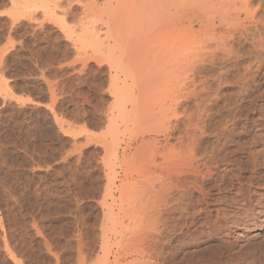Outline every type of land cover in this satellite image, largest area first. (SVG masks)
<instances>
[{
    "label": "rangeland",
    "instance_id": "1",
    "mask_svg": "<svg viewBox=\"0 0 264 264\" xmlns=\"http://www.w3.org/2000/svg\"><path fill=\"white\" fill-rule=\"evenodd\" d=\"M0 10V264H264V0H0ZM230 29L226 50L215 39ZM230 126L239 131L218 154ZM185 147L205 172L209 220L227 216L219 228L204 205L195 224L181 214L172 168Z\"/></svg>",
    "mask_w": 264,
    "mask_h": 264
},
{
    "label": "bare ground",
    "instance_id": "2",
    "mask_svg": "<svg viewBox=\"0 0 264 264\" xmlns=\"http://www.w3.org/2000/svg\"><path fill=\"white\" fill-rule=\"evenodd\" d=\"M244 1H248V0H244ZM242 4H243V3H242ZM246 4H247V3H244L243 5H241L242 9L245 8V9H243V10H246V8H248L249 5H246ZM226 8H228V7H225L224 9H222L223 12H221V13H225V14H222L223 17H221V18H225L224 16H225V15H228V12H227V11H226V12L224 11V10H226ZM231 8H232V7H231ZM236 8H237V6H236ZM237 9H238V8H237ZM250 9H251V8H250ZM228 10H229V9H228ZM238 10H239V9H238ZM2 11H3V10H0V12H2ZM235 11H236V10H235ZM249 11H250V10H249ZM229 12H230V11H229ZM247 12H248V11H247ZM247 12H245V13H247ZM251 13H252V12H251ZM229 15H231V14H229ZM246 16H247V15H246ZM248 16H249V15H248ZM250 16H251V14H250ZM229 17H230V16H229ZM236 17H237V16H236ZM231 18H232V17H231ZM238 18H239V17H238ZM244 18H245V15H244ZM244 18H243V19H244ZM248 18H249V17H248ZM248 18H247V19H248ZM252 18H253V17H252ZM258 18H259V17H258ZM232 19H233V18H232ZM247 19H246V20H247ZM250 19H251V18H250ZM256 19H257V18H256ZM225 20H226V18H225ZM225 20L222 19V22H224ZM253 20H254V19H253ZM227 21L229 22V20H227ZM231 21H232V20H231ZM250 21H251V20H250ZM250 21H249V22H250ZM258 21H260V19H259ZM258 21L256 20V22H258ZM233 22H234V20H233ZM256 22H255V23H256ZM263 22H264V21H263ZM231 23H232V22H231ZM239 23H240V22H239ZM241 23H243V22L241 21ZM246 23H247V22H246ZM250 23H251V22H250ZM250 23H249V24H250ZM255 23H254V24H255ZM229 24H230V23H229ZM229 24H228L227 22H225V27H226V25H229ZM234 24H236V23H234ZM234 24H233V25H234ZM237 24H238V23H237ZM247 24H248V23H247ZM247 24H246V25H247ZM249 24H248V25H249ZM251 24H252V23H251ZM260 24H262V25L264 26V24H263L261 21H260ZM260 24H259V25H260ZM223 25H224V24H223ZM233 25H232V27H233ZM243 25H245V24H243ZM243 25H242L241 27H242V28L244 27V29H246L247 27H245V26H243ZM259 25H258V26H259ZM229 26H230V25H229ZM249 26H250V25H249ZM253 26H254V25H253ZM260 26H261V25H260ZM260 26H259V27H260ZM223 27H224V26H223ZM230 27H231V26H230ZM241 27H240V28H241ZM255 27L258 28L257 25L254 26L253 28H255ZM248 28H252V27H248ZM217 29H218V28H217ZM258 29H259V28H258ZM258 29H257V30H258ZM261 29H262V28H260V30H261ZM222 30H223V29H222ZM226 30H227V29H226ZM238 30H239V29H238ZM260 30H259V31H260ZM262 30H264V28H263ZM231 31H232V29H230V31H225V32L223 31V33L221 32L222 35L220 34V36L216 37L217 39H215L214 36H213L212 38H214V39L217 41L218 44H219V43L222 44L223 46H221V47H223V48L225 47L226 50H227V47H226V45L228 44L227 40H231V41H232L231 38L233 37ZM246 31H248V30H246ZM213 32H215V31H213ZM216 32H217V31H216ZM232 32H233V31H232ZM210 33H211V31H210ZM239 33H240V31H239ZM247 33H248V32H247ZM247 33H246V34H247ZM215 34H216V33H215ZM236 34H237V33H236ZM241 34H242V33H241ZM206 35H207V34H206ZM217 35H218V34H217ZM230 36H231V38H230ZM251 36H252V35H251ZM256 36H257V34H256ZM209 37H211V36H209ZM259 37H260V38H259ZM227 38H230V39H227ZM254 38H255V37H254ZM262 38H263V37H262ZM262 38H261V36H258V38H255V39H257V40H256V44H257V46H259L258 48H259L260 50H264V41H263L264 39L262 40ZM205 39H206V38H205ZM210 39H211V38H210ZM214 39H213V40H214ZM251 39H252V38H251ZM258 39H259V40H258ZM202 40H204V38H202ZM207 40H208V39H207ZM207 40H204V41H207ZM260 40H262L263 42H262V41L260 42ZM208 41H209V40H208ZM216 41H215V42H216ZM201 43H203V41H202ZM256 44H255V45H256ZM201 45H202V44H201ZM201 45H200V47H201ZM202 46H203V45H202ZM207 46H208V45H207ZM227 46H228V45H227ZM257 46H256V47H257ZM203 47H204V46H203ZM205 47H206V46H205ZM209 47H210V46H209ZM253 47H254V46H253ZM0 48H1V47H0ZM201 48H202V47H201ZM201 48H198V49H200L199 53L201 52ZM217 48H218V47H217ZM217 48H216V49H217ZM1 49H3V48H1ZM207 49H208V47H207ZM213 49H214V48H213ZM259 49H257V50H259ZM205 50H206V49H204V51H205ZM211 50H212V49H211ZM214 50H215V49H214ZM217 50H218V49H217ZM219 50H220V49H219ZM230 50H231V49H229V51H230ZM254 50H256V49L254 48ZM206 51H207V50H206ZM206 51H205V52H206ZM208 51H209V50H208ZM205 52H204V54L207 53V52H206V53H205ZM225 52H226V51H225ZM201 53H202V52H201ZM209 53H210V52H209ZM212 53H213V52H212ZM262 53H263V52H262ZM207 54H208V53H207ZM210 54H211V53H210ZM253 54H254V53H253ZM256 54H257V53H256ZM200 55H202V58H203V53L200 54ZM262 55H263V54H262ZM209 56H210V55H209ZM212 56H213V55H212ZM200 57H201V56H200ZM254 58H255V57H254ZM257 58H258V57H257ZM262 59H263V58H262ZM254 60H255V59H254ZM257 61H258V60H257ZM185 62H186V61H184V63H185ZM187 62H188V61H187ZM258 62H259V61H258ZM262 62H263V61H262ZM193 63H194V62H193ZM195 64H196V63H195ZM253 64H254V63H253ZM183 65H184V64H183ZM256 65H257V64H256ZM189 66H190V65H189ZM191 66H192V65H191ZM259 66H260V65H259ZM259 66H258V67H259ZM181 67H183V66L181 65ZM181 67H180V68H181ZM184 67H185V66H184ZM259 68H260V67H259ZM182 69H183V68H182ZM184 69H185V68H184ZM188 69H190V67H189ZM186 70H187V69H186ZM256 71H257V70H256ZM262 71H263V70H262ZM186 72H187V71H186ZM189 72H190V70H189ZM196 72H198V71H196ZM179 73H181V71H180ZM193 73H194V72H193ZM181 74H183V70H182V73H181ZM186 74H187V73H186ZM186 74H185V75H186ZM255 74H257V73H255ZM185 75H184V76H185ZM189 75H191V74H189ZM253 76H255V75H253ZM261 76H262V74L260 75V77H261ZM260 77H258V78H260ZM180 78H182V77H180ZM187 78H190V77H187ZM187 78H186V79H187ZM191 78H193V77H191ZM263 78H264V77H263ZM191 80H192V79H191ZM212 80H213V79H212ZM261 80H263V79H261ZM261 80H260V81H261ZM188 81H189V80H188ZM200 81H201V80H200ZM205 81H206V79H205ZM179 82H180V81H179ZM191 82H192V81H191ZM191 82H190V83H191ZM251 82H252V81H251ZM190 83H189V84H190ZM194 83H196V82L194 81ZM201 83H202V82H201ZM204 83H205V82H204ZM207 83H210V82H207ZM180 84H181V83H180ZM180 84H179V85H180ZM184 84H185V87H187V86H186V81H185ZM192 84H193V83H192ZM196 84H197V83H196ZM199 84H200V83H199ZM205 84H206V83H205ZM205 84H204V85H205ZM179 85H178V86H179ZM201 85H202V84H201ZM208 86H209V85H208ZM210 86H211V85H210ZM246 86H248V85H246ZM180 87H181V86H180ZM195 87H196V86H195ZM200 87H201V86H200ZM200 87H198V89H199ZM203 87H204V86H203ZM244 87H245V86H244ZM0 88H3V83L0 84ZM193 88H194V85H193ZM175 89H176V87H175ZM189 89H190V88H188L187 90H189ZM200 89H201V88H200ZM205 89H206V88H205ZM207 89H208V87H207ZM207 89H206V90H207ZM212 89H213V87H212ZM212 89H211V90H212ZM247 89H249V88L247 87ZM178 90H179V89H178ZM194 90H196V89H191V90H189V91L192 93V92H194ZM201 90H202V89H201ZM216 90H217V89H216ZM216 90H215V91H216ZM189 91H188V92H189ZM198 91H199V90H198ZM198 91H197V92H198ZM204 91H205V90H204ZM209 91H210V90H209ZM209 91H208V92H209ZM247 91H248V90H247ZM171 92H172V91H171ZM185 92H186V90H185ZM190 92H189V94H190ZM197 92H196V94H198L200 91H199L198 93H197ZM211 92H214V90L211 91ZM183 93H184V92H183ZM248 93H249V92H248ZM192 94H193V93H192ZM196 94H195V92H194V95H196ZM214 94H216V93H214ZM244 94H245V93H244ZM181 95H182V94H181ZM181 95H180V96H181ZM185 95L187 96V94H185ZM185 95H184V96H185ZM194 95H193V96H194ZM199 95H200V94H199ZM205 95H206V94H205ZM212 95H213V93H212ZM247 95H248V94H247ZM247 95H246V96H247ZM178 96H179V95H178ZM178 96H177V97H178ZM184 96H183V97H184ZM207 96H208V95H207ZM207 96H206V97H207ZM173 97H174V96H173ZM173 97H172V98H173ZM177 97H176V95H175L174 98L176 99ZM183 97H182V99H183ZM191 97H192V95H191ZM197 97H198V95H197ZM202 97H204V96H202ZM247 97H248V96H247ZM184 98H185V97H184ZM188 98H189V97H188ZM192 98H193V97H192ZM215 98H216V96H215ZM178 99H179V98H178ZM180 99H181V98H180ZM194 99H195V98H194ZM203 99H204V98H203ZM203 99H202V100H203ZM208 99H209V98H208ZM213 99H214V98H213ZM251 99H252V98H251ZM172 100H173V99H172ZM195 100H196V99H195ZM199 100H200V98H199ZM210 100H211V99H210ZM245 100H246V98H245ZM183 101H184V100H183ZM214 101H215V100H214ZM236 101H237V100H236ZM195 102H196L195 105H197L198 101H195ZM212 102H213V101H212ZM248 102H251V101H248ZM183 103H184V102H183ZM235 103H236V102H235ZM245 103H246V102H245ZM171 104H172V102H171ZM173 104H174V103H173ZM175 104H177V103H175ZM202 104H203V102H202ZM213 104H214V102H213ZM236 104H237V103H236ZM250 104H252V103H250ZM250 104H249V105H250ZM46 105H47V104H46ZM198 105H199V104H198ZM179 106H180V105H179ZM200 106H201V104H200ZM200 106H199V107H200ZM234 106H235V104H234ZM246 106L248 107V105H246ZM235 107H236V106H235ZM247 107H246V108H247ZM182 108H183V107H182ZM184 108H185V107H184ZM241 108H242V107H241ZM201 109H202L201 107H200V109L198 108V110H201ZM228 109H229V108H228ZM231 109H232V108H231ZM237 109H238V108H237ZM247 109H248V111H249V108H247ZM251 109H252V108H250V110H251ZM203 110H205V108H204ZM238 110H239V109H238ZM240 110H241V109H240ZM244 110H246V109H244ZM229 111H230V110H229ZM182 112H183V110H182ZM184 112H185V111H184ZM195 112H197V110H196ZM198 112H199V111H198ZM241 112H242V111H241ZM227 113H228V112H227ZM234 113H235V112H234ZM249 113H250V112H249ZM185 114H186V113H185ZM190 114H191V113H190ZM193 114H194V112H193ZM195 114H196V113H195ZM230 114H232V113H230ZM230 114H229V115H230ZM245 114H246V111H245ZM247 114H248V113H247ZM180 115H181V114H180ZM183 115H184V113L182 114V116H183ZM188 115H189V114H188ZM188 115H187V116H188ZM191 115H192V114H191ZM194 116H195V118H196V115H194ZM227 116H228V115H227ZM244 116H245V115H244ZM177 117H178V116H177ZM179 117H180V116H179ZM184 117H186V116H184ZM188 117H190V116H188ZM191 117H192V116H191ZM224 117H225V116H224ZM228 117H229V116H228ZM245 117H246V116H245ZM175 118H176V116H175ZM180 118H181V117H180ZM197 118H198V117H197ZM237 118H238V117H237ZM183 119H184V118H183ZM193 119H194V118H193ZM229 119H230V118H229ZM173 120H174V119H173ZM190 120H191V119H190ZM190 120H188V121H190ZM199 120H200V119H199ZM227 120H228V118H227ZM227 120L225 119V121H227ZM236 120H237V119H236ZM238 120H239V119H238ZM238 120H237V121H238ZM244 120H245V119H244ZM244 120H243V122H244ZM170 121H171V120H170ZM183 121L185 122L186 120H183ZM188 121H187V122H188ZM202 121H203V120H202ZM223 121H224V120H223ZM246 121H247V120H246ZM261 121H262V120H261ZM193 122H194V121H193ZM230 122H231V121H230ZM173 123H176V122H173ZM219 123H220V122H219ZM225 123H226V122H225ZM167 124H168V123H167ZM177 124H178V123H177ZM177 124H176V125H177ZM179 124H180V123H179ZM194 124H195V123H194ZM233 124H234V123H233ZM233 124H232V126H233ZM236 124H237V123H236ZM236 124H235V125H236ZM255 124H256V123H255ZM168 125H170V124H168ZM172 125H173V124H172ZM176 125H175V126H176ZM196 125H198V124H197V123H196L195 125L192 124L193 127L196 126ZM201 125H202V124H201ZM201 125H200V126H201ZM208 125H209V123H208ZM230 125H231V123H230ZM240 125H241V124H240ZM253 125H254V124H253ZM162 126H164V124H163ZM175 126H174V127H175ZM177 126H178V125H177ZM219 126H221V125H219ZM227 126H228V125H227ZM241 126H242V125H241ZM160 127H161V126H160ZM188 127H189V126H188ZM203 127H204V126H203ZM222 127H223V126H222ZM230 127H231V126H230ZM230 127H229V129L227 128V132L224 133L225 135L223 134L224 137H222V138L224 139V141H223V143L221 142L222 144L219 145V146L221 147L220 152L223 151L222 148H223L225 145H227V142H229V141L232 140L231 137L233 136V135H232V134H233V130H235V129H232V127H231V128H230ZM183 128H184V126H183ZM195 128H196V127H195ZM195 128H194V129H195ZM200 128L202 129V127H200ZM214 128H216V127H214ZM220 128H221V127H220ZM235 128H236V127H235ZM163 129H164V128H163ZM204 129H205V128H204ZM208 130H209V127H208ZM212 130H213V129H212ZM224 130H225V129H224ZM224 130H223V131H224ZM248 130H250V129H248ZM173 131H174V130H173ZM188 131H189V128H188ZM192 131H193V130H191V132H190V131H189V132L192 133ZM219 131H220V130H219ZM225 131H226V130H225ZM236 131H237V130H235V132H236ZM238 131H239V129H238ZM238 131H237V132H238ZM240 131H241V130H240ZM253 131H254V130H253ZM194 132L196 133V131H194ZM213 132H214V131H213ZM217 132H218V131H217ZM184 133H185V131H184ZM186 133H187V132H186ZM199 133H200V132H199ZM204 133H205V132H204ZM220 133H221V132H220ZM239 133H241V132H239ZM170 134H171V133H170ZM180 134H181V133H179V135H180ZM221 134H222V133H221ZM241 134H242V133H241ZM183 135H185V134H183ZM183 135H182V136H183ZM192 135H193V133H192ZM198 135H199V134H198ZM200 135H201V134H200ZM200 135H199V136H200ZM203 135H204V134H203ZM216 135H217V134H216ZM218 135H219V134H218ZM218 135H217V138H218ZM235 135H237V133H235ZM258 135H259V134H258ZM262 135H263V134H262ZM167 136H168V135H167ZM169 136H170V135H169ZM171 136H172V135H171ZM196 136H197V135H196ZM184 137H185V136H184ZM186 137H187V136H186ZM190 138L192 139V136H191ZM190 138H188V139H190ZM193 138H194V136H193ZM195 138H197V137H195ZM203 138H204V137H203ZM257 138H258V137H257ZM259 138H260V137H259ZM165 139H166V138H165ZM181 139H184V140H185V138H181ZM181 139H180V140H181ZM215 139H216V138H215ZM251 139H252V138H251ZM263 139H264V138H263ZM263 139H262V140H263ZM186 140H187V139H186ZM186 140L184 141L185 143H186ZM192 140H193V139H192ZM199 140H200V139H199ZM202 140H203V139H202ZM213 140H214V139H213ZM236 140H237V139H236ZM246 140H247V139H246ZM178 141H179V139H178ZM188 141H191V140H188ZM188 141H187V142H188ZM194 141H195V140H194ZM194 141H193V143H194ZM216 141H217V140H216ZM180 142H181V141H179L178 145L180 144ZM182 142H183V141H182ZM182 142H181V143H182ZM184 142H183V143H184ZM196 142H197V141H196ZM258 142H259V141H258ZM198 143H199V142H198ZM232 143H233V142H232ZM249 143H250V142H249ZM159 144H161V143H159ZM164 144H165V142H164ZM164 144H163V145H164ZM189 144H190V143H189ZM233 144H234V143H233ZM155 145H157V144H155ZM155 145H154V147H155ZM163 145H162V146H163ZM178 145H177V146H178ZM182 145L184 146V144H182ZM198 145H199V144H198ZM198 145H196V147H197ZM210 145H211V143H210ZM247 145H248V144H247ZM152 146H153V145H152ZM152 146L149 147L150 150H151V147H152ZM157 146H158V145H157ZM160 146H161V145H160ZM162 146H161V148H162ZM165 146H166V145H164V147H165ZM180 146H181V145H180ZM183 146H181V148H183ZM185 146H186V144H185ZM205 146H206V145H205ZM205 146H204V147H205ZM234 146H235V145H234ZM188 147H189V146H188ZM188 147H185V148L187 149ZM220 147H219V148H220ZM261 147H262V146H261ZM263 147H264V146H263ZM155 148H156V147H155ZM161 148H160V150H161ZM178 148H179V147H178ZM178 148H176V149H175V148H172V150H174V151L177 150V152H178ZM219 148H217V149H219ZM158 149H159V148H158ZM214 149H215V148H214ZM237 149H238V148H237ZM243 149H244V148H243ZM254 149H255V148H254ZM254 149H253V150H254ZM167 150H168V149H167ZM179 150H180V149H179ZM187 150H188V153L185 152L184 156H180V155H178V157H176V158L181 159V160L184 158V159H183V162H186V161H187L186 163H188V164H189L190 161L187 160V159L185 160V158H188V159H190V160L192 159V160H191L192 163L190 162L191 165L189 164V165H190V166H189V165H186V163H184V164L186 165V167H185V165H184V167H183V166L181 167V166L176 165V163L173 161V162H174L173 164H175V165H174V167L172 168V169H173V170H172V171H173L172 174L175 176V178L177 179V181L180 180V183H179V184H181V182H182L181 185L183 186L182 188H184V189H183V193H185V194H184V195H185V198H184L183 201H182V199L180 198L181 201H182V203H183V205L180 204V205H181L180 208H181V211H182L181 214H183L184 217H187V218L190 220V221L187 222L186 224L196 222V221H194V220H195L196 216L198 215V213H199V211H200L201 208L198 209L199 211H198V213H197V211L194 210V207H198V206H202V205H204V206H203V209H202V210H204V209H206V208L208 207V205H211V204H209L210 202L208 203V199H207L208 196H206V192L203 190L204 187H202V183L205 181V180H204L205 176L203 177L204 174H202V173L204 172V170L201 171L202 173L200 172V170L198 169V166H195V165L198 164V163H196L194 166H192V164H193V158H194V155H195V154H194L193 152H191V148H190V149H187ZM206 150H207V149H206ZM206 150H205V152L207 153L208 150H207V151H206ZM253 150H252V151H253ZM161 151H162V150H161ZM161 151H159V152H161ZM163 151L165 152L166 150H163ZM169 151H170V150H169ZM197 151H198V150H197ZM211 151H212V150H211ZM228 151H229V150H228ZM148 152H149V155H148L149 158H151V157H150V154L152 155V158H155V157H154V156H155V155H154V151H152L151 153H150V151H148ZM157 152H158V151H157ZM157 152H156V153H157ZM159 152H158V153H159ZM167 152H168V151H167ZM179 152H180V151H179ZM179 152H178V153H179ZM181 152H184V150H182ZM198 152H200V151H198ZM226 152H227V151H226ZM250 152H251V151H250ZM250 152H249V155H250ZM256 152H257V151H256ZM256 152H255V153H256ZM162 153H163V152H162ZM162 153H161V154H162ZM165 153H166V152H165ZM165 153H164V154H165ZM168 153H169V152H168ZM168 153H166L165 155H163V154H162V155H163V156H166V158H167V154H168ZM178 153H177V154H178ZM161 154H159V155H161ZM170 154H172V153H170ZM170 154H168V155H170ZM179 154H180V153H179ZM218 154H222V152H221V153H218ZM153 155H154V156H153ZM157 155H158V154H157ZM162 155H161V156H162ZM197 155H198V154H197ZM197 155H196V156H197ZM200 155H201V154H200ZM202 155H203V154H202ZM210 155H211V154H210ZM215 155H216V153H215ZM222 155H223V154H222ZM226 155H227V154H226ZM251 155H253V153H252ZM257 155H258V154H257ZM196 156H195V157H196ZM230 156H231V155H230ZM246 156H247V153H246ZM255 156H256V155H255ZM259 156H260V155H259ZM158 157H159V156H158ZM171 157H172V156H170V159H171ZM179 157H180V158H179ZM198 157H199V156H198ZM198 157H196V159H197ZM206 157H207V156H206ZM206 157H205V159H206ZM220 157H221V156H220ZM235 157H236V156H235ZM240 157H241V156H240ZM263 157H264V156H263ZM156 158H157V157H156ZM160 158H161V157H160ZM172 158H173V157H172ZM176 158L174 157L173 159H176ZM208 158H209V157H208ZM211 158H213V157H211ZM211 158H210V159H211ZM178 159H177L176 162H177V163L179 162V164H180L181 162L178 161ZM222 159H223V158H222ZM227 159H229V158H227ZM252 159H253V158H252ZM255 159H256V158H255ZM261 159H262V158H261ZM154 160H155V159H154ZM184 160H185V161H184ZM232 160H233V159H232ZM240 160H241V159H240ZM240 160H239V161H240ZM250 160H251V158H250ZM237 161H238V160H237ZM247 161H248V160H247ZM150 162H151V159H150ZM161 162H162V161H161ZM242 162H243V161H242ZM260 162H262V161H260ZM260 162H259V163H260ZM152 163H153V162H152ZM162 163H163V162H162ZM162 163H161V164H162ZM209 163H210V162H209ZM231 163H232V162H231ZM244 163H245V162H244ZM244 163H243V164H244ZM248 163H249V162H248ZM251 163H252V162H251ZM159 164H160V163H159ZM161 164H160V165H161ZM164 164H165V163H164ZM164 164H162V165H164ZM173 164H172V165H173ZM181 164H182V163H181ZM202 164H203V162H202ZM207 164H208V163H207ZM207 164H206V165H207ZM227 164H228V162H227ZM229 164H230V163H229ZM233 164H234V163H233ZM169 165H170V164H169ZM169 165H168V166H169ZM215 165H216V163H215ZM247 165H248V164H247ZM259 165H260V164H259ZM261 165H262V164H261ZM154 166H155V164H154ZM166 166H167V165H165V167H166ZM170 166H171V165H170ZM155 167H156V166H155ZM155 167H154V168H155ZM160 167H161V166H160ZM163 167H164V166H163ZM230 167H231V166H230ZM237 167H238V166H237ZM154 168H153V169H154ZM235 168H236V167H235ZM250 168H251V167H250ZM255 168H256V167H255ZM166 169H167V170H168V169H171V167H170V168L167 167ZM241 169H242V168H241ZM147 170H149V169H147ZM164 170H165V169H164ZM208 171H209V170H207V173H208ZM214 171H215V170H214ZM244 171H245V170H244ZM253 171H254V170H253ZM165 172H166V171H165ZM230 172H231V171H230ZM235 172H236V171H235ZM158 173H159V172H158ZM163 173H164V172H163ZM204 173H205V172H204ZM253 173H254V172H253ZM168 174L170 175L171 172L168 171ZM172 174H171V175H172ZM220 174H221V173H220ZM159 175H160V174H159ZM161 175H162V174H161ZM161 175H160V176H161ZM206 175H207V174H206ZM218 175H219V174H218ZM222 175H223V174H222ZM263 175H264V174H262V176H263ZM166 176H167V175H166ZM210 176H211V174H210ZM233 176H234V175H233ZM190 177L192 178V181H189V180H188V182H186L185 180L188 179V178H190ZM212 177H213V176H212ZM224 177H226V175H225ZM234 177H235V176H234ZM157 178H158V177H157ZM219 178H220V177H219ZM263 178H264V177H263ZM155 179H156V178H155ZM167 179H168V177H167ZM172 179L174 180V177H172ZM172 179H171V180H172ZM231 179H232V178H231ZM160 180H161V178H160ZM190 180H191V179H190ZM207 180H208V179H207ZM240 180H241V178H240ZM261 180H264V179H261ZM146 181H147V180H146ZM149 181H150V180H149ZM157 181H158V180H157ZM174 181L176 182V180H174ZM236 181H237V180H236ZM256 181H257V180H256ZM164 182H165V181H164ZM170 182H171V181H169V183H170ZM249 182H250V181H249ZM147 183H148V182H147ZM176 183H177V182H176ZM205 183H206V182H205ZM240 183H241V182H240ZM262 183H263V182H262ZM151 184H153V183H151ZM171 184H172V183H171ZM222 184H223V183H222ZM237 184H238V182H237ZM256 184H257V183H256ZM147 185H148V184H147ZM163 185H164V184H163ZM163 185H162V186H163ZM166 185H167V184H166ZM176 185H177V184H176ZM216 185H217V184H216ZM223 185H224V184H223ZM240 185H241V184H240ZM242 185H243V183H242ZM157 186H159V185H157ZM218 186H219V185H218ZM246 186L249 188L250 185L248 186V185L246 184ZM255 186H257V185H255ZM152 187H153V186H152ZM159 187H160V186H159ZM164 187H165V186H164ZM170 187H171V185H170ZM170 187H169V188H170ZM210 187H211V186H210ZM215 187H216V186H215ZM148 188H149V186H148ZM160 188H161V187H160ZM217 188H218V187H217ZM227 188H228V187H227ZM229 188H230V187H229ZM248 188H247V189H248ZM262 188H263V187H262ZM149 189H151V188H149ZM154 189H155V188H154ZM157 189L159 190V188H157ZM165 189H166V187H165ZM171 189H172V188H171ZM175 189H176V188H175ZM219 189H220V188H219ZM242 189H243V186H242ZM242 189H241V190H242ZM250 189H251V188H250ZM250 189L247 190V191L250 192ZM179 190H181V189L179 188ZM236 190H237V189H236ZM238 190H240V189H238ZM245 190H246V188H245ZM245 190H242V191L246 192ZM145 191H146V189H145ZM150 191H151V190H150ZM150 191H149V192H150ZM152 191H153V189H152ZM152 191H151L150 193H153ZM160 191H161V190H160ZM146 192H148V191H146ZM155 192H156V191H155ZM166 192H167V190H166ZM166 192H165V193H166ZM173 192H174V189H173ZM177 192H178V191H177ZM177 192H176V193H177ZM170 193H171V195H172V191H171ZM181 193H182V191H181ZM183 193H182V194H183ZM240 193H241V192H240ZM240 193H239V195H240ZM247 193H248V192H247ZM251 193H252V192H251ZM251 193H250V194H251ZM153 194H154V193H153ZM159 194H160V193H158V195H159ZM177 194H178V193H177ZM179 194H180V192H179ZM235 194H236V193H235ZM245 194H246V193H245ZM141 195H142V194H141ZM147 195H150V194L147 193ZM155 195H156V194H155ZM158 195H156V196H157L156 198H158ZM173 195H174V194H173ZM152 196H153V195H152ZM162 196H164V195H162ZM235 196H236V195H235ZM240 196H241V195H240ZM248 196H249V193H248ZM259 196H261V195H259ZM159 197H160V196H159ZM164 197H165V196H164ZM167 197H168V196H167ZM169 197H172V196L169 195ZM181 197H182V196H181ZM213 197H214V196H213ZM219 197H220V196H219ZM231 197H232V196H231ZM244 197H246V195H245ZM144 198H145V196H144ZM150 198H151V197H150ZM154 198H155V196H154ZM156 198L154 199V201L157 200ZM209 198H210V197H209ZM248 198H250V197H248ZM248 198H247V199H248ZM152 199H153V198H152ZM235 199H236V198H235ZM235 199H234V200H235ZM241 199H242V198H241ZM147 200H148V199H147ZM147 200H146V201H147ZM158 200H160V199L158 198ZM158 200H157V201H158ZM161 200H162V199H161ZM168 200H169V199H168ZM227 200H228V199H227ZM230 200H231V199H230ZM230 200H229V201H230ZM249 200H250V199H249ZM255 200H256V199H255ZM263 200H264V199H263ZM140 201H141V198H140ZM142 201H143V200H142ZM148 201H149V200H148ZM152 201H153V200H152ZM163 201H165L164 198H163ZM174 201H175V200H174ZM259 202H261V201H259ZM143 203H145V202H143ZM150 203H151V202H150ZM150 203H149V204H150ZM157 203H158V202H157ZM157 203H156V204H157ZM159 203H161V201H160ZM171 203H172V202H171ZM234 203H235V202H234ZM247 203H248V202H247ZM247 203H246V204H247ZM145 204H146V203H145ZM151 204H152V203H151ZM224 204H225V202H224ZM260 204H262V203H260ZM260 204H257V205L260 206ZM139 205H140V204H139ZM162 205H163V203L161 204L160 207H162ZM168 205H169V203H168ZM168 205H166V206H168ZM174 205H175V202H174ZM219 205H220V204H219ZM235 205H236V204H235ZM239 205H240V204H239ZM140 206H141V205H140ZM143 206H144V204H143ZM143 206H142V207H143ZM148 206H150V205H148ZM155 206H157V205H155ZM224 206H225V205H224ZM232 206H233V205H232ZM263 206H264V205H263ZM144 207H145V206H144ZM144 207H143V208H144ZM157 207H159V205H158ZM221 207H222V205H221ZM238 207H239V206H238ZM140 208H141V207H140ZM140 208H139V209H140ZM167 208H168V207H167ZM171 208H172V207H171ZM178 208H179V206H178ZM218 208H219V207H218ZM223 208H224V207H223ZM229 208H230V207H229ZM233 208H234V206H233ZM235 208H236V207H235ZM244 208H245V207H244ZM248 208L251 209V207H248ZM260 208H261V207H260ZM262 208H263V207H262ZM139 209H138V210H139ZM153 209H154V208H153ZM155 209L157 210V209H159V208H155ZM155 209H154V210H155ZM163 209H164V208H163ZM173 209H174V208H173ZM173 209H172V210H173ZM175 209H176V207H175ZM207 209H208V208H207ZM207 209H206V210H207ZM226 209H228V207H227ZM231 209H232V208H231ZM160 210H161V209H160ZM202 210H201V212H202ZM212 210H214V209H208V212H209L208 215H207L208 217H207V219L205 220V221H206V224L209 226V227H208L209 229L211 228V225H215V228H216V226L218 227V226H219V223H220L221 220H222L221 217H226V219H227V216H226V215H224V214L222 215V214H221V217H219V215H220V214H219L218 216L215 215V216H216V219H215V220L213 219V221H212V218H211V220H209V217L211 216ZM215 210H217V213H216V214H218L219 209H215ZM251 210H252V209H251ZM141 211H142V209H141ZM150 211H151V210H150ZM158 211H159V210H158ZM170 211H171V210H170ZM174 211H175V210H174ZM174 211H173V212H174ZM220 211H221V210H220ZM228 211H229V210H228ZM234 211H235V210H234ZM249 211H250V210H249ZM161 212H162V211H161ZM165 212H166V211H165ZM168 212H169V211H168ZM178 212H179V211H178ZM201 212H200V213H201ZM246 212H247V211H246ZM250 212H251V211H250ZM255 212H257L258 214H260L261 217H262V218L260 217V218H258V219L264 220V218H263V217H264V208L261 209V210H259V209L257 210V209H256ZM144 213H146V211H145ZM158 213H159V212H158ZM158 213H157V214H158ZM252 213H253V212H252ZM257 213H256V214H257ZM149 214H150V213H149ZM168 214H169V213H168ZM181 214H180V215H181ZM241 214H242V213H241ZM249 214H250V213H249ZM253 214H254V213H253ZM145 215H148V213L145 214ZM169 215H170V214H169ZM228 215H229V214H228ZM247 215H248V214H247ZM148 216H149V215H148ZM150 216H151V215H150ZM183 216H182V217H183ZM250 216H251V215H250ZM252 216H253V215H252ZM141 217H142V216H141ZM143 217H144V216H143ZM153 217H155V216H154V213H153ZM180 217H181V216H180ZM146 218H147V217H146ZM167 218H168V217H167ZM167 218L165 217V219H167ZM231 218H232V217H231ZM151 219H152V218H151ZM154 219H157V218H154ZM204 219H205V218H204ZM241 219H242V218H241ZM148 220H149V218H148ZM157 220H158V219H157ZM183 220H185V219H183ZM244 220H245V219H244ZM253 220H254V219H253ZM151 221L154 222L153 220H151ZM151 221H150V222H151ZM160 221H161V220H160ZM166 221H167V220H166ZM172 221H173V219H172ZM176 221H177V217H176ZM227 221H228V220H227ZM242 221H243V220H242ZM169 222H171V221H169ZM184 222H185V221H184ZM234 222H235V221H234ZM248 222H249V220H248ZM147 223H148V222H147ZM175 223H176V222H175ZM203 223H204V222H203ZM171 224H172V223H171ZM194 224H195V223H194ZM194 224H193V225H194ZM221 224H222V223H221ZM228 224H229V223H228ZM231 224H232V223H231ZM159 225H161V223H160ZM173 225H175V224L173 223ZM189 225H190V224H189ZM226 225H227V224H226ZM237 225H238V224H237ZM182 226H184V224H183ZM186 226H187V225H185L184 227H186ZM194 226H195V225H194ZM161 227H162V226H161ZM192 227H193V226H192ZM175 228H176V227H175ZM201 228H202V227H201ZM204 228H206V227H204ZM218 228H219V227H218ZM218 228H217V230H218ZM145 229H146V228H145ZM152 229H153V228H151V230H152ZM167 229H168V228H166V230H167ZM180 229H181V228H180ZM180 229H179V230H180ZM193 229H194V228H193ZM212 229H214V228L212 227ZM140 230H141V229H140ZM140 230H139V232H141ZM146 230H147V229H146ZM169 230H170V229H169ZM171 230H172V229H171ZM173 230H174V228H173ZM186 230H188V229L186 228ZM217 230H216V231H217ZM148 231H149V229H148ZM157 231H158V230H157ZM204 231H205V230H204ZM213 231H214V230H213ZM221 231H222V230H221ZM144 232H145V231H144ZM153 232H155V231L153 230ZM153 232H149V233H150V234H154ZM175 232H176V231H175ZM177 232H178V231H177ZM180 232H181V231H180ZM171 233H172V232H171ZM173 233H174V232H173ZM204 233H205V232H204ZM216 233H217V232H216ZM226 233H227V232H226ZM141 234H142V233H141ZM146 234H147V233H146ZM146 234H145V235H146ZM166 234H167V233H166ZM168 234H169V233H168ZM168 234H167V235H168ZM174 234H175V233H174ZM181 234H182V232H181ZM191 234L193 235V234H195V233L192 232ZM197 234H198V235L202 234V231H199V230H198ZM197 234H196L195 237H197ZM224 234H225V232H224ZM147 235H148V234H147ZM163 235H164V234H163ZM184 235H185V234H184ZM142 236H143V234H142ZM142 236H140V237H142ZM156 236H157V235H156ZM176 236H177V235H176ZM179 236H180V235H179ZM209 236H210V237L213 236V233L211 232V230L209 231ZM137 237H139V235H138ZM154 237H155V236H154ZM163 237H164V236H163ZM163 237H162V238H163ZM165 237H166V236H165ZM143 238L145 239L144 236H143ZM147 238H148V237H147ZM159 238H160V236H159ZM180 238H181V237H180ZM198 238H199V236H198ZM140 239H141V238H140ZM165 239H166V238H165ZM168 239H169V238H168ZM176 239H177V238H176ZM137 240H138V239H137ZM154 240H156V239H154ZM154 240H153V241H154ZM180 240H181V239H180ZM150 241H151V240H150ZM153 241H152V242H153ZM165 241H166V240H165ZM184 241H185V240H184ZM201 241H202V240H201ZM155 242H156V241H155ZM180 242H181V241H180ZM198 242H199V240L196 238V242H194V243H198ZM141 243H142V242H141ZM141 243H140V240H139V244H141ZM166 243H167V242H166ZM151 244H152V243H151ZM154 244H155V243H154ZM145 245H146V243H145ZM172 245H173V244H172ZM137 246H138V244L135 245L136 248H138ZM139 246H140V245H139ZM155 246H156V245H155ZM155 246H154V248H155ZM168 246H169V245H168ZM151 247H152V246H151ZM215 247H216V246H215ZM139 248H141V246H140ZM147 248H148V247H147ZM149 248H150V247H149ZM149 248H148V250H149ZM165 248H166V247H165ZM244 248H245V247H244ZM142 249H143V248H142ZM144 249H145V246H144ZM144 249H143V250H144ZM152 249H153V248H152ZM161 249H162V248H161ZM217 249H218V248H217ZM257 249H258V248H257ZM137 250H138V249H137ZM155 250H156V248H155ZM158 250H159V249H158ZM169 250H170V249H169ZM202 250H203V249H202ZM229 250H230V249H229ZM138 251H139V250H138ZM141 251H142V250H141ZM144 251H145V250H144ZM156 251H157V250H156ZM156 251H155V252H156ZM159 251H160V250H159ZM161 251H162V250H161ZM161 251H160V252H161ZM232 251H233V250H232ZM146 252H147V250H146ZM151 252H152V251H151ZM151 252H150V253H151ZM153 252H154V251H153ZM157 252H158V251H157ZM160 252H158V253H160ZM162 252H163V251H162ZM162 252H161V254H162ZM185 252H186V251H185ZM203 252H204V251H203ZM227 252H228V251H227ZM230 252H231V251H230ZM250 252H251V251H250ZM261 252H262V251H261ZM158 253H157V254H158ZM166 253H167V252H166ZM197 253H198V252H197ZM245 253H247V251H245ZM161 254H160V256H161ZM183 254H184V253H183ZM192 254H193V253H192ZM192 254H191V255H192ZM229 254H230V253H229ZM236 254H237V253H236ZM247 254H248V253H247ZM247 254H246V255H247ZM251 254H252V253H251ZM251 254H250V256H249V254H248L247 256L251 257ZM260 254H261V253H260ZM158 255H159V254H158ZM170 255H171V254H170ZM173 255H174V254H173ZM186 255H187V254H186ZM191 255H190V256H191ZM233 255H235V254H233ZM240 255H242V254H240ZM240 255H239V256L237 255V256L240 257ZM246 255H245V256H246ZM253 255H254V254H253ZM153 256H155V254H153ZM243 256H244V255H243ZM173 257H174V256H173ZM199 257H200V256H199ZM209 257H210V256H209ZM228 257H229V256H228ZM228 257H227V258H228ZM234 257H235V256H234ZM263 257H264V256H263ZM161 258H162V257H161ZM224 258H225V257H224ZM256 258H257V257H256ZM258 258H259V257H258ZM258 258H257V260H258ZM158 259H160V258H158ZM171 259H172V258H171ZM183 259H184V258H183ZM185 259H186V258H185ZM195 259H197V258H195ZM210 259H211V258H210ZM216 259H217V258H216ZM235 259H236V257H235ZM253 259L255 260V258H252V260H253ZM263 259H264V258H263ZM197 260H198V259H197ZM200 260H201V259H200ZM222 260H223V259H222ZM226 260H227V262H230V261L232 262V261H233V257H231V258L229 257V258L226 259ZM243 260H244L245 262H247V261L249 260V258H244ZM139 261H142V259L139 260ZM143 261H144V260H143ZM145 261H147V260H145ZM148 261H150V260H148ZM169 261H170V260H168V262H169ZM172 261H173V260H172ZM192 261H193V260H192ZM192 261H191V262H192ZM223 261H224V260H223ZM249 261H250V260H249ZM249 261H248V262H249ZM150 262H151V261H150ZM152 262H154V261H152ZM170 262H171V261H170ZM170 262H169V263H170ZM179 262H181V261H179ZM184 262H185V261H184ZM201 262H203V261H201ZM206 262H208V261H206ZM248 262H247V263H248ZM252 262H254V261H252ZM255 262H256V261H255ZM144 263H145V262H144ZM154 263H155V262H154ZM160 263H161V262H160ZM195 263H196V262H195ZM195 263H194V264H195ZM234 263H235V262H234ZM249 263H250V262H249ZM249 263H248V264H249ZM262 263H263V262H262ZM262 263H261V264H262ZM138 264H139V263H138ZM145 264H146V263H145ZM147 264H148V263H147ZM150 264H151V263H150ZM156 264H157V263H156ZM167 264H168V263H167ZM170 264H172V263H170ZM177 264H178V263H177ZM179 264H180V263H179ZM196 264H198V263H196ZM207 264H209V263H207ZM210 264H221V262H220V260L217 259V260L212 261ZM239 264H240V263H239ZM251 264H253V263H251ZM256 264H257V263H256ZM259 264H260V261H259Z\"/></svg>",
    "mask_w": 264,
    "mask_h": 264
}]
</instances>
